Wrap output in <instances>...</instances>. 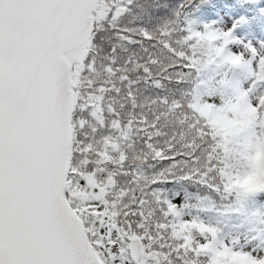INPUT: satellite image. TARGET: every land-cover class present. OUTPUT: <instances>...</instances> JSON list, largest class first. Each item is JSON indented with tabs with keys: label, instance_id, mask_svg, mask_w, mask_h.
<instances>
[{
	"label": "snow or ice",
	"instance_id": "6c2138e0",
	"mask_svg": "<svg viewBox=\"0 0 264 264\" xmlns=\"http://www.w3.org/2000/svg\"><path fill=\"white\" fill-rule=\"evenodd\" d=\"M201 3L0 0V264H264V40Z\"/></svg>",
	"mask_w": 264,
	"mask_h": 264
},
{
	"label": "rangeland",
	"instance_id": "374dc122",
	"mask_svg": "<svg viewBox=\"0 0 264 264\" xmlns=\"http://www.w3.org/2000/svg\"><path fill=\"white\" fill-rule=\"evenodd\" d=\"M208 1L210 0L203 2L198 9L201 20H208V15L211 14L213 22L223 25L237 16H243L244 20L237 25L235 34L249 40H264V13L259 12L264 7V0H220V3L212 6V0ZM237 257L233 255L230 259Z\"/></svg>",
	"mask_w": 264,
	"mask_h": 264
},
{
	"label": "clouds",
	"instance_id": "9594fccd",
	"mask_svg": "<svg viewBox=\"0 0 264 264\" xmlns=\"http://www.w3.org/2000/svg\"><path fill=\"white\" fill-rule=\"evenodd\" d=\"M257 140L259 143L252 149H247L243 140L236 148L240 156L238 161L240 167L233 171V175L246 170L247 174L243 176V183L249 187H256L264 181V168L261 167V159L264 158V139L257 138Z\"/></svg>",
	"mask_w": 264,
	"mask_h": 264
},
{
	"label": "trees",
	"instance_id": "16d2710c",
	"mask_svg": "<svg viewBox=\"0 0 264 264\" xmlns=\"http://www.w3.org/2000/svg\"><path fill=\"white\" fill-rule=\"evenodd\" d=\"M206 0H203V2H205ZM255 1H258V0H255ZM176 3V0H169V4H170V7L171 6H174ZM220 3V0H212V4L213 5H216ZM202 4V3H201ZM201 4L195 8L194 11H192L190 13V15L196 19L198 21V27L201 26L203 23H209V22H213V18H212V15L209 14V18L208 20H201L199 18V15H198V9L199 7L201 6ZM216 122L220 124L221 127H225V128H228L231 126L232 124V121L227 119L226 117H223V116H218L216 117ZM261 167L264 168V158L261 159ZM230 259V258H229ZM231 261V264H251L248 260V258L246 257H243V256H238L237 259H230Z\"/></svg>",
	"mask_w": 264,
	"mask_h": 264
},
{
	"label": "bare ground",
	"instance_id": "6f19581e",
	"mask_svg": "<svg viewBox=\"0 0 264 264\" xmlns=\"http://www.w3.org/2000/svg\"><path fill=\"white\" fill-rule=\"evenodd\" d=\"M208 2H210V1H208Z\"/></svg>",
	"mask_w": 264,
	"mask_h": 264
}]
</instances>
